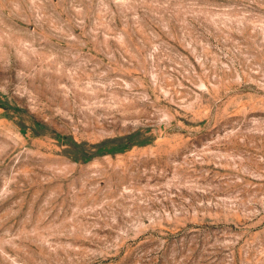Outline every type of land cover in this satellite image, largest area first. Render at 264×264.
<instances>
[{"label":"rangeland","instance_id":"1","mask_svg":"<svg viewBox=\"0 0 264 264\" xmlns=\"http://www.w3.org/2000/svg\"><path fill=\"white\" fill-rule=\"evenodd\" d=\"M0 264H264V0H0Z\"/></svg>","mask_w":264,"mask_h":264}]
</instances>
